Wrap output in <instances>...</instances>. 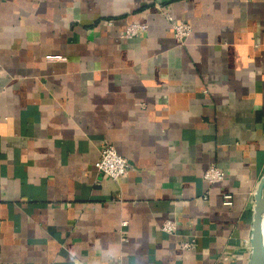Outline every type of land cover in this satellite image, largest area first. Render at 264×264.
<instances>
[{"label":"crops","instance_id":"crops-1","mask_svg":"<svg viewBox=\"0 0 264 264\" xmlns=\"http://www.w3.org/2000/svg\"><path fill=\"white\" fill-rule=\"evenodd\" d=\"M263 169L264 0H0V264H246Z\"/></svg>","mask_w":264,"mask_h":264},{"label":"built area","instance_id":"built-area-1","mask_svg":"<svg viewBox=\"0 0 264 264\" xmlns=\"http://www.w3.org/2000/svg\"><path fill=\"white\" fill-rule=\"evenodd\" d=\"M165 19L172 31L174 40L176 43L182 45L188 35L190 34L191 27L185 21L174 20L167 12H164ZM146 25L140 23L129 24L124 31L125 37H135L139 32L143 31ZM47 59H63L59 55H47ZM95 168L102 175L116 181L120 179L126 171L129 169V163L126 158L119 155L115 148L104 142L99 151V158L95 162ZM224 177L222 170L217 168L215 165H209L204 173L203 178L207 183H216L221 181ZM232 203L231 194L225 193L222 196V204L230 205ZM125 222H122V225ZM159 230L165 234L172 236H181V241L179 242V247L184 251H193L196 248V238L191 235L178 234V225L174 219H166L159 226ZM244 245L249 246V241L244 240ZM107 264H121L118 262L107 263Z\"/></svg>","mask_w":264,"mask_h":264},{"label":"water","instance_id":"water-1","mask_svg":"<svg viewBox=\"0 0 264 264\" xmlns=\"http://www.w3.org/2000/svg\"><path fill=\"white\" fill-rule=\"evenodd\" d=\"M264 169L252 192L248 258L246 264H264Z\"/></svg>","mask_w":264,"mask_h":264},{"label":"bare ground","instance_id":"bare-ground-1","mask_svg":"<svg viewBox=\"0 0 264 264\" xmlns=\"http://www.w3.org/2000/svg\"><path fill=\"white\" fill-rule=\"evenodd\" d=\"M263 234H264V221H263Z\"/></svg>","mask_w":264,"mask_h":264}]
</instances>
